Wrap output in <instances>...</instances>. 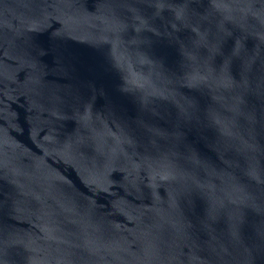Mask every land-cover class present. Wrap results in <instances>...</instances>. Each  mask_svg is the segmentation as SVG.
<instances>
[{
	"label": "water",
	"instance_id": "water-1",
	"mask_svg": "<svg viewBox=\"0 0 264 264\" xmlns=\"http://www.w3.org/2000/svg\"><path fill=\"white\" fill-rule=\"evenodd\" d=\"M0 264H264V0H0Z\"/></svg>",
	"mask_w": 264,
	"mask_h": 264
}]
</instances>
